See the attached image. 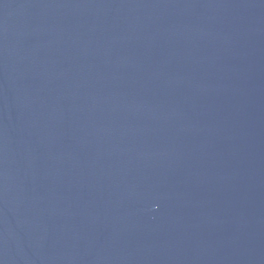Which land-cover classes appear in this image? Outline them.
I'll use <instances>...</instances> for the list:
<instances>
[{
	"label": "water",
	"instance_id": "95a60500",
	"mask_svg": "<svg viewBox=\"0 0 264 264\" xmlns=\"http://www.w3.org/2000/svg\"><path fill=\"white\" fill-rule=\"evenodd\" d=\"M0 264H264V0H0Z\"/></svg>",
	"mask_w": 264,
	"mask_h": 264
}]
</instances>
